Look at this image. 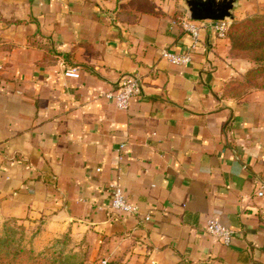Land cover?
I'll return each mask as SVG.
<instances>
[{
    "label": "crops",
    "instance_id": "crops-1",
    "mask_svg": "<svg viewBox=\"0 0 264 264\" xmlns=\"http://www.w3.org/2000/svg\"><path fill=\"white\" fill-rule=\"evenodd\" d=\"M184 20L182 0H0V222L34 249L68 235L88 264H264V90L230 95L226 43ZM127 74L143 92L123 111L106 94ZM117 182L139 215L111 209Z\"/></svg>",
    "mask_w": 264,
    "mask_h": 264
},
{
    "label": "rangeland",
    "instance_id": "rangeland-1",
    "mask_svg": "<svg viewBox=\"0 0 264 264\" xmlns=\"http://www.w3.org/2000/svg\"><path fill=\"white\" fill-rule=\"evenodd\" d=\"M233 15V20L227 22L229 29L226 37L220 38L216 34L215 35L219 40L226 43L229 51L226 58L233 66L235 71L234 75H232V77L226 83V91L234 97L241 98L250 92L258 90L250 85V80L252 78L250 77V73L256 68L255 59L262 56V54L260 51L254 52L252 50H246L244 48H236V42L234 41L240 39L243 35L241 33H238V30L234 28L257 16H264V0H240L239 7L234 10ZM210 22L212 21H202L200 25L204 24L206 27L211 28L212 24ZM253 38H255V36H252V39H249L245 36L243 37L244 41L247 42L248 45H252ZM261 39L262 38H259L257 39V41ZM22 227H24L22 224L17 223L15 220L12 219L7 220L5 222H0V237L5 235L6 230L12 229L18 234H24L25 244L28 247V244L29 242H31V240L28 233H26V228L24 227V232ZM49 248L58 251L63 250L67 254H74L77 256V261L84 262V264H88L85 251L82 250L79 252H75L72 248L71 241H68L67 238L54 240L43 250H35L39 253L44 252Z\"/></svg>",
    "mask_w": 264,
    "mask_h": 264
},
{
    "label": "built area",
    "instance_id": "built-area-1",
    "mask_svg": "<svg viewBox=\"0 0 264 264\" xmlns=\"http://www.w3.org/2000/svg\"><path fill=\"white\" fill-rule=\"evenodd\" d=\"M202 22H196L191 20H184L182 25L189 31L194 37L195 42H198L201 30L205 25H200ZM211 30L220 38H224L228 32V23L226 21H212L210 22ZM162 58L173 65L180 67L188 66L192 63V57L190 54H178L173 53L169 50L162 52ZM65 76L68 78L78 79L80 77L78 69H69L65 72ZM143 92L142 83L138 75L127 74L124 75L119 81L118 89L116 93H108L106 96L115 101L116 107L120 110L127 111L130 107V100L135 95H140ZM123 148V146H122ZM109 193L111 197V209L128 215H139L140 211L137 205L131 204L124 192L121 189L120 184L114 183L109 186ZM258 196L264 197V192L260 191L257 193ZM152 220L151 215L144 217L145 222ZM206 233L214 238L220 239L226 246H229L232 242L234 231L225 226L219 220L210 219L207 222ZM105 264V263H104Z\"/></svg>",
    "mask_w": 264,
    "mask_h": 264
},
{
    "label": "trees",
    "instance_id": "trees-1",
    "mask_svg": "<svg viewBox=\"0 0 264 264\" xmlns=\"http://www.w3.org/2000/svg\"><path fill=\"white\" fill-rule=\"evenodd\" d=\"M238 30L243 36L235 40L236 48L252 50L254 52L260 51L262 56L255 59L256 68L250 73V85L258 90H264V16H257L249 21H246L234 28ZM252 39V45H248L243 37ZM262 38L261 40H258ZM22 229L25 232L24 227ZM67 238L70 241L68 235ZM62 239V238H61ZM28 244V243H27ZM29 246L25 244L24 234H18L12 229H8L5 235L0 237V264H84V262L77 261V256L74 254H67L63 250L58 251L52 248L44 252H37L32 242Z\"/></svg>",
    "mask_w": 264,
    "mask_h": 264
},
{
    "label": "water",
    "instance_id": "water-1",
    "mask_svg": "<svg viewBox=\"0 0 264 264\" xmlns=\"http://www.w3.org/2000/svg\"><path fill=\"white\" fill-rule=\"evenodd\" d=\"M189 20L230 21L234 18V10L239 7L240 0H182Z\"/></svg>",
    "mask_w": 264,
    "mask_h": 264
}]
</instances>
